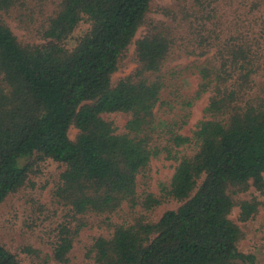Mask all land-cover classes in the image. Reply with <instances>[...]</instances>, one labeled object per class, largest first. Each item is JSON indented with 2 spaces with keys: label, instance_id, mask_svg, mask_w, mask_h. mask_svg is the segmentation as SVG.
Listing matches in <instances>:
<instances>
[{
  "label": "trees",
  "instance_id": "obj_1",
  "mask_svg": "<svg viewBox=\"0 0 264 264\" xmlns=\"http://www.w3.org/2000/svg\"><path fill=\"white\" fill-rule=\"evenodd\" d=\"M151 2L0 0V205L49 159L65 167L52 262L68 264L74 241L94 230L82 264H256L230 214L250 220L260 202L238 196L264 195V0H173L159 22ZM9 18L40 42H21ZM131 44L135 67L112 84ZM177 57L191 60L172 65ZM113 114L127 117L121 130ZM159 159L173 173L153 193ZM0 264L23 263L0 243Z\"/></svg>",
  "mask_w": 264,
  "mask_h": 264
},
{
  "label": "rangeland",
  "instance_id": "obj_2",
  "mask_svg": "<svg viewBox=\"0 0 264 264\" xmlns=\"http://www.w3.org/2000/svg\"><path fill=\"white\" fill-rule=\"evenodd\" d=\"M173 0H152L151 10L148 18L154 21H164L159 10L168 6ZM236 6V5H235ZM219 13L228 20H235L240 14L237 7L229 8L220 6ZM7 24L13 34L21 42L39 43L40 40L28 32L24 31L13 19H6ZM170 26L173 23L166 21ZM36 23V28L39 26ZM87 29V24L82 23L71 39L67 41L69 48L75 45L76 39ZM145 33V28H140L133 41L141 38ZM134 44H131L126 52L124 60L121 61L119 70L112 75V84L120 78L127 76L135 65L130 62L133 55ZM191 59L178 57L172 65L188 63ZM191 87H195V80L191 79ZM207 101L205 96L193 109L189 125L183 130L188 134L195 123L201 119L202 109ZM117 127L121 130L127 121V117L122 114L109 116ZM77 130L71 128L68 136L71 140L75 138ZM31 159H26L25 163ZM173 164L162 159L153 160L150 164V189L157 193L158 186L167 182L173 173ZM64 166L52 160L35 162L26 185L16 193L8 197L0 205V243L11 253L15 254L23 264H56L49 260L47 256L51 254L52 244L57 238L58 224L64 218L66 211L56 204L53 197L59 176L64 170ZM240 200H250L255 198L260 202L257 213L245 222L238 219L239 210L234 208L230 214V219L239 227L242 232V239L239 249L245 254H253L256 264H264V195L250 191L238 196ZM178 204L171 202L157 207L151 215L152 220H158L163 212L177 207ZM100 231H85L74 241L73 249L69 254L68 264H82L87 260V252L92 243V237L97 236ZM28 248L29 250H26ZM28 251V252H27Z\"/></svg>",
  "mask_w": 264,
  "mask_h": 264
}]
</instances>
